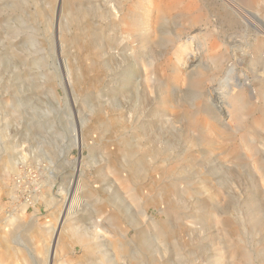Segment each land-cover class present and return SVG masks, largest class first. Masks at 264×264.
I'll return each instance as SVG.
<instances>
[{
    "label": "rangeland",
    "instance_id": "374dc122",
    "mask_svg": "<svg viewBox=\"0 0 264 264\" xmlns=\"http://www.w3.org/2000/svg\"><path fill=\"white\" fill-rule=\"evenodd\" d=\"M21 211L28 264H264V0H0Z\"/></svg>",
    "mask_w": 264,
    "mask_h": 264
},
{
    "label": "bare ground",
    "instance_id": "6f19581e",
    "mask_svg": "<svg viewBox=\"0 0 264 264\" xmlns=\"http://www.w3.org/2000/svg\"><path fill=\"white\" fill-rule=\"evenodd\" d=\"M195 56V55H194ZM192 61V60H191ZM187 65H191V63H187ZM72 200V199H71ZM68 210H71L72 205L74 204V200L68 201ZM8 223L5 224L2 229H0V264H28L27 258L24 255V251L17 248L19 246L18 243H13L11 239V231L10 225L15 221L19 224H24L26 221V216L24 212L21 211V214L13 215L7 218ZM34 228V227H33ZM48 233H46L47 235ZM45 235V233H44ZM34 241L38 245L43 238L42 233L39 231L33 232L32 235ZM15 244V245H12ZM40 245H38L39 247Z\"/></svg>",
    "mask_w": 264,
    "mask_h": 264
}]
</instances>
